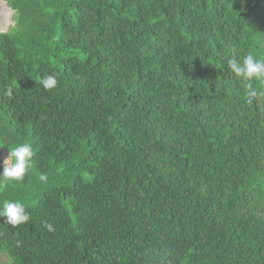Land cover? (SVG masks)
Instances as JSON below:
<instances>
[{
  "label": "trees",
  "instance_id": "trees-1",
  "mask_svg": "<svg viewBox=\"0 0 264 264\" xmlns=\"http://www.w3.org/2000/svg\"><path fill=\"white\" fill-rule=\"evenodd\" d=\"M4 1L6 264H264V99L227 64L264 59V0Z\"/></svg>",
  "mask_w": 264,
  "mask_h": 264
},
{
  "label": "clouds",
  "instance_id": "clouds-1",
  "mask_svg": "<svg viewBox=\"0 0 264 264\" xmlns=\"http://www.w3.org/2000/svg\"><path fill=\"white\" fill-rule=\"evenodd\" d=\"M2 1L4 0L0 2ZM227 64L236 77L246 82L247 103L253 104L264 99V87H254L256 83L264 85V59L249 53L242 59L230 58ZM42 84L45 89H52L57 86V79L49 75L42 80ZM11 91L9 89L8 93L11 94ZM33 155L34 151L30 143H21L11 147L8 156L3 160L0 183L22 181L31 169ZM0 217L6 218V222L13 227L30 220L25 205L13 201H6L0 205Z\"/></svg>",
  "mask_w": 264,
  "mask_h": 264
},
{
  "label": "water",
  "instance_id": "water-1",
  "mask_svg": "<svg viewBox=\"0 0 264 264\" xmlns=\"http://www.w3.org/2000/svg\"><path fill=\"white\" fill-rule=\"evenodd\" d=\"M5 9L9 11V15L7 16V14L5 13L4 17L2 10L5 12ZM11 14H13V11L5 4V2L0 4V32L7 31L10 25L12 24L11 20L8 19Z\"/></svg>",
  "mask_w": 264,
  "mask_h": 264
},
{
  "label": "rangeland",
  "instance_id": "rangeland-1",
  "mask_svg": "<svg viewBox=\"0 0 264 264\" xmlns=\"http://www.w3.org/2000/svg\"><path fill=\"white\" fill-rule=\"evenodd\" d=\"M0 4H2V2H0ZM5 11H8V10L5 9ZM2 12H3V10H2ZM12 15L13 14H11V16L8 17V19L11 20V22H12ZM8 154L9 153L5 150L0 151V167H1L0 171H2L3 160L8 156ZM6 262H7L6 257L4 255H0V264H6Z\"/></svg>",
  "mask_w": 264,
  "mask_h": 264
},
{
  "label": "bare ground",
  "instance_id": "bare-ground-1",
  "mask_svg": "<svg viewBox=\"0 0 264 264\" xmlns=\"http://www.w3.org/2000/svg\"><path fill=\"white\" fill-rule=\"evenodd\" d=\"M5 13L7 14V16L9 15V11H3L4 17H5Z\"/></svg>",
  "mask_w": 264,
  "mask_h": 264
}]
</instances>
